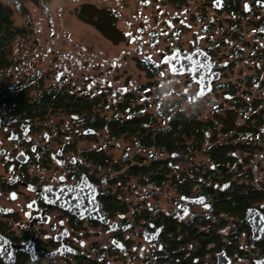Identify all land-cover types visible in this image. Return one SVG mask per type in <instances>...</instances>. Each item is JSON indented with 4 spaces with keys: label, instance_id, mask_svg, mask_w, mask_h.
<instances>
[{
    "label": "flooded vegetation",
    "instance_id": "1",
    "mask_svg": "<svg viewBox=\"0 0 264 264\" xmlns=\"http://www.w3.org/2000/svg\"><path fill=\"white\" fill-rule=\"evenodd\" d=\"M73 1L67 52L12 24L0 264H264V0Z\"/></svg>",
    "mask_w": 264,
    "mask_h": 264
},
{
    "label": "rangeland",
    "instance_id": "2",
    "mask_svg": "<svg viewBox=\"0 0 264 264\" xmlns=\"http://www.w3.org/2000/svg\"><path fill=\"white\" fill-rule=\"evenodd\" d=\"M1 1L11 7L13 23L15 25H21L25 22L32 21L33 23H36L38 25V29H40L45 22L49 21V19L57 24L58 23L64 24L65 30L61 32L62 34L59 38L61 51L67 52V50L70 48L69 35L71 37L74 33L78 34L79 32H84L85 34L93 36L89 34L88 30L84 29L83 24L81 22L78 23V20L74 17L72 12V6L75 3V1L73 0H45L40 2H36L32 0H22L24 4L23 11H18L17 8H14V3L12 0H1ZM37 36L39 39L40 35L37 34ZM92 39L94 38L92 37L91 40ZM28 46L29 43H27L25 39H22L18 41L15 45H13V47L10 49V52L8 53V58L10 59L13 56V54H16L17 61L14 64L18 66L17 68L13 66V70L11 72H9L8 68L5 66L0 67V85L4 86L5 81L10 83L18 78H22V76L26 72L30 70H34L39 65L37 64L38 62H35L31 57L25 56L24 53L25 51H27ZM103 47L107 48L106 46ZM116 49L117 48L113 49L112 51L111 49L109 50L111 51L112 54H114ZM40 64L44 68L43 72L46 75L41 85V89L44 88L43 86L44 83L45 86L49 84H56V80L54 78L55 69L52 68L51 71V69H49L48 67V66H52L53 64L52 63H40ZM20 80L23 81V79ZM63 81L69 82V79L65 78L63 79ZM140 81H143V78H140ZM162 192L165 193V191ZM159 197L161 199L166 200L165 195H160Z\"/></svg>",
    "mask_w": 264,
    "mask_h": 264
},
{
    "label": "trees",
    "instance_id": "3",
    "mask_svg": "<svg viewBox=\"0 0 264 264\" xmlns=\"http://www.w3.org/2000/svg\"><path fill=\"white\" fill-rule=\"evenodd\" d=\"M14 3V8H17L18 11L24 10V4L22 0H12ZM36 2H40L43 0H32ZM13 18H12V9L6 3L0 0V67L5 66L8 68V71L11 72L13 70V66H15L17 58L16 54L9 59L8 53L10 49L15 45L18 41L24 39L23 33L25 32L22 28L14 27L13 25ZM22 81H18L17 85L14 86L16 88L27 87L29 86L27 83L21 84ZM42 85L41 79L36 78L34 86L40 88ZM32 86V85H30ZM24 87V88H25ZM20 92V91H19ZM25 93V92H24ZM19 93L20 101L22 100L23 94ZM26 94V93H25ZM42 97V102H47L45 94H40ZM67 98L66 95H60L56 101H63L64 98ZM162 178H157V182L162 183ZM175 182V181H174Z\"/></svg>",
    "mask_w": 264,
    "mask_h": 264
},
{
    "label": "snow or ice",
    "instance_id": "4",
    "mask_svg": "<svg viewBox=\"0 0 264 264\" xmlns=\"http://www.w3.org/2000/svg\"><path fill=\"white\" fill-rule=\"evenodd\" d=\"M149 59H151V57H149ZM167 59H168V57L165 56V57H164V60H167ZM173 70H175V69H173ZM161 75H163V73H161ZM205 206H207V205H205Z\"/></svg>",
    "mask_w": 264,
    "mask_h": 264
}]
</instances>
